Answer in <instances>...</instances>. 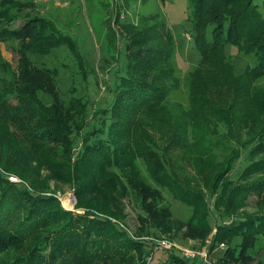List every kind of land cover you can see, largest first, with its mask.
Listing matches in <instances>:
<instances>
[{
    "label": "trees",
    "instance_id": "1",
    "mask_svg": "<svg viewBox=\"0 0 264 264\" xmlns=\"http://www.w3.org/2000/svg\"><path fill=\"white\" fill-rule=\"evenodd\" d=\"M188 2L191 42L200 61L187 79V110L174 116L165 105L170 92L178 85L171 63L174 37L166 23L157 17L142 18L139 25L123 21L127 73L124 68L125 75L116 86L113 104L103 110L110 113V120L105 122L109 123L106 125L107 143L83 145L80 155L71 162L70 130L75 102L64 108L54 102L48 108L42 104L36 93L50 90L49 79L41 69L26 62L19 74L14 75L15 87L6 91L0 88V167L25 183L29 181L34 189L42 185L35 176L41 171L48 172L55 182L73 190L75 207L84 209V214L121 217L123 212L117 208L121 199L131 198L130 189L135 190L132 193L143 202L138 212L140 221L157 223L162 210L144 203L148 199L155 200L156 196L138 177L136 161L139 159L158 184L193 207V216L206 234L209 221L203 197L198 185L190 186L188 175L194 174L193 181L203 183L205 190L213 193L220 189L217 187L219 178L231 171L239 157L235 149H230L222 159L215 158L214 151L219 145L212 142L213 124L225 123L230 141L252 135L255 144L248 154H264V89L254 87L255 81L264 76V12L253 0ZM34 21H27L19 29H9L7 36L28 38L31 30L39 27ZM38 33L43 36L32 31L30 37L35 39L32 45L27 42L25 47L46 53L66 44L78 57L77 48L69 37L60 36L51 27H42ZM227 45L238 47L239 52H255V65L235 75L230 58L225 54ZM119 85L121 90L116 95ZM244 163L243 178L264 172V159ZM1 184H6L8 191L2 190ZM10 185L0 173V207L16 202L17 210L29 206L28 214L24 224L21 222L12 229L10 224L5 228V219L0 220V251L28 250L25 264H69V261L75 264V260L80 264L118 261L126 264L134 253H143L141 243L106 216L105 219L72 218L71 212L62 209L55 197L36 196L21 187H16L19 193H15L9 191ZM227 200L226 208L231 204V199ZM239 200L242 198L238 197ZM83 222L85 226H81ZM52 223L65 225L46 232L36 242V250L33 245L29 253V245L24 243ZM223 233L218 235V241L241 237L237 245L238 261L244 254L246 260L253 259L255 251L250 250L264 238L258 237L259 233L264 235V230L254 232L251 240L247 234ZM44 243L50 245L48 259L39 254ZM0 264L7 263L0 259Z\"/></svg>",
    "mask_w": 264,
    "mask_h": 264
},
{
    "label": "rangeland",
    "instance_id": "2",
    "mask_svg": "<svg viewBox=\"0 0 264 264\" xmlns=\"http://www.w3.org/2000/svg\"><path fill=\"white\" fill-rule=\"evenodd\" d=\"M253 3L264 12V0H253ZM189 16L188 0H0V88L3 91L14 88V75H18L19 70H22L28 62L33 67L41 69L49 79L50 90L45 89L43 93H36V98L42 104L48 108L54 102L64 108L75 102L76 112L70 130V139L73 140L71 161L73 162L80 155L83 145L107 143L106 125L108 126L109 123L105 124V122L110 120V113L103 110L112 106L116 86L124 77L125 70L127 73L123 21L139 25L142 18L157 17L156 19L161 18L166 23L174 37V56L171 63L178 85L170 92L165 105L174 116H177L181 110L188 109L187 79L200 61L199 54L194 50L191 42ZM29 20H35L33 23L39 27L31 30L28 38L7 36L9 29H19ZM42 27L43 29L51 27L60 36L69 37L77 48L78 57L72 54L66 44H61L46 53H37L34 48L25 47L27 42L32 45L35 39L30 37L33 35L32 31L40 37L43 36L38 33V29ZM48 29L46 32H49ZM225 52L230 58L229 62L235 75L242 73L248 67H253L257 60L255 52H239L238 47L227 45ZM120 86L117 87L116 95L121 90ZM254 87L264 89V76L255 81ZM213 125L212 130L215 135L212 142L219 145L214 151L215 158L222 159L230 149H235L239 157L233 162L231 171L219 178L217 187L220 189L213 193L207 192L203 183L193 181L194 174L188 175L190 186L198 185L196 187L203 197L204 211L208 214L206 220L209 221L206 234L199 228V221L193 216V207L177 199L173 191L158 184L148 172L144 162L139 159L136 161L138 177L156 196L155 200L148 199L144 203L150 206L154 204L158 210H162L157 217V223L140 221L138 212L143 202L134 196L132 192L135 190L132 189L129 192L132 197L126 196L121 199L117 207L123 212L121 217L100 213L95 215L93 212L84 214V209L75 207L73 190L66 184L55 182L46 171H41L35 176L42 183L40 188L35 189L29 181H26L27 184L1 167L0 173L2 178L8 181L10 175L18 178L17 183L9 181L11 183L9 191L19 193L15 188L21 187L36 196L55 197L62 209L71 212L72 218L76 216L86 219L94 216L99 219L109 218L142 245L143 253H134L129 259L130 263L126 264H182V260L189 264H208L205 262L207 260L210 264H264V238H261L262 241L257 242L256 247L250 250L255 251L253 259L246 260L244 254V260L242 258L239 261L236 260L240 250L237 245L241 237L232 236L223 239L222 242L218 241V235L226 231L247 234L246 236L251 240L254 238L252 236L254 232L264 230H260L264 228V185H261L264 184V172L248 178L241 177L245 169L244 162L246 161L247 165L250 161L264 159V154H248L255 144L252 135H244L236 142L230 141L225 123ZM29 186L33 190L28 188ZM1 189L8 191V186L1 184ZM65 197L71 198V207L64 205ZM238 197L242 198L239 202ZM228 198L231 199V204L229 203L226 208ZM9 203L0 207V220L5 219V228L10 224L12 229L21 222L25 223L29 206L17 210L16 202ZM224 212H228V215L225 216ZM104 216L106 217L103 218ZM258 220H261L260 224ZM85 224L83 222L81 226ZM63 225L65 224H47L35 237L27 240L24 244L29 245V253L33 245L34 251L36 250V242L43 238L46 232L57 230ZM220 225L222 226L219 227ZM250 227L253 230H250ZM258 235V237L264 236L260 233ZM49 238L52 239V234H49ZM160 241H165L167 245L162 246ZM41 247L43 249L40 251ZM41 247L38 249L39 254L48 259L50 245L44 243ZM227 249L229 253L226 252ZM205 253L207 260H203ZM26 256H28L26 249L8 248L0 251V259H4L7 264H25ZM115 263L125 264L123 261ZM75 264L80 263L75 260Z\"/></svg>",
    "mask_w": 264,
    "mask_h": 264
},
{
    "label": "built area",
    "instance_id": "3",
    "mask_svg": "<svg viewBox=\"0 0 264 264\" xmlns=\"http://www.w3.org/2000/svg\"><path fill=\"white\" fill-rule=\"evenodd\" d=\"M8 179H9V181L10 182H14V183H17L18 182V178L15 176H12V175H10L9 177H8ZM162 246H166L167 244H166V242L165 241H160L159 242ZM190 258H192V257H190ZM203 260H207V258H206V253H205V255H204V259ZM206 263H208V264H210V261L209 260H207V261H205Z\"/></svg>",
    "mask_w": 264,
    "mask_h": 264
},
{
    "label": "bare ground",
    "instance_id": "4",
    "mask_svg": "<svg viewBox=\"0 0 264 264\" xmlns=\"http://www.w3.org/2000/svg\"><path fill=\"white\" fill-rule=\"evenodd\" d=\"M70 200H71V198H69V197H65V199H64V201H63L64 205H66V206H68V207H71L72 204H71Z\"/></svg>",
    "mask_w": 264,
    "mask_h": 264
}]
</instances>
